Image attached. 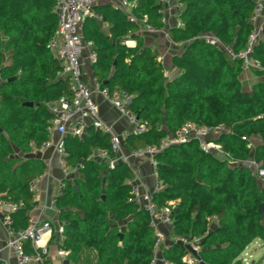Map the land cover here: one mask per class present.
I'll return each instance as SVG.
<instances>
[{
	"label": "trees",
	"instance_id": "obj_1",
	"mask_svg": "<svg viewBox=\"0 0 264 264\" xmlns=\"http://www.w3.org/2000/svg\"><path fill=\"white\" fill-rule=\"evenodd\" d=\"M130 1L137 4L134 22L102 4L94 12L107 24L108 35L93 19L82 26L83 39L93 43L96 53L93 79L108 94L129 95L127 110L143 126L122 140L123 149L130 153L158 146L190 122L222 128L215 142L229 160L251 159L264 169V43L253 47L251 58L261 69L247 70L254 79L245 89L242 63L201 38L209 34L234 52L244 49L254 0H176L180 26L166 33L171 43L184 48L171 57L179 73L170 80L137 35L141 24L164 28L161 6L157 0ZM56 29L52 0H0V195L22 205L10 214L14 232L27 227V213L36 206L29 186L45 169L33 152L49 140L46 105L70 95L67 80L57 76L59 61L47 49ZM127 38L135 47L122 43ZM63 149L65 166L79 167L54 202L63 224L60 248L68 252L66 262L150 264L155 240L147 214L133 200L130 169L119 163L109 169L106 162L88 159L94 150L113 157L108 135L92 128L80 138L66 135ZM155 161L162 189L152 200L159 207L176 202L171 235L200 239V264H242L239 256L248 245L254 240L264 244V210L263 217L258 212L264 207V184L251 170L203 153L196 141L167 146ZM23 249L32 253L27 241ZM185 254L171 244L161 247L160 257L168 264H186Z\"/></svg>",
	"mask_w": 264,
	"mask_h": 264
},
{
	"label": "built area",
	"instance_id": "obj_2",
	"mask_svg": "<svg viewBox=\"0 0 264 264\" xmlns=\"http://www.w3.org/2000/svg\"><path fill=\"white\" fill-rule=\"evenodd\" d=\"M53 12L57 17V29L48 42L47 49L59 61L60 72L57 76L67 80V88L69 97H61L46 105L47 112L51 116L46 127L49 137L56 134L60 138L53 143L50 138L42 145V148H52L54 153L59 156V165L62 174V180L57 185L55 197L50 200V209L57 212L54 207L56 197L61 196L64 187V181L71 179L77 175L78 168L70 169L65 166L63 161L64 149L63 138L66 135L82 137L89 128L97 130L108 135L110 151L113 157L106 151L94 150L88 159L97 162H106L109 169L116 164L126 165L132 174V179L128 182L131 186V194L133 200L145 211L149 218V227L154 237V255L150 264H168L160 257L161 247L167 248L171 244L180 245L185 249L186 254L182 261L186 264H200L197 258L201 250L200 239L189 237H178L171 235L172 219L171 212L176 202L170 201L166 205L159 207L152 200V195L162 189V186L156 177V161L155 156L167 146L180 145L190 141H196L198 148L205 154H212L219 160H227L228 164L238 165L239 167L251 170L257 180L264 184V169L258 166L250 159L244 162L229 160L228 155L224 154L220 145L215 142L217 136L224 130L218 128H207L197 126L190 122L184 123L174 135H169L162 140L158 146H150L138 149L130 153L126 152L122 147V140L128 134H136L143 130V126L137 125V121L128 112L127 108L131 97L122 92H113L108 94L106 90L100 89L99 83L95 80L90 81V86L82 81L84 68L92 67L96 60L94 45L90 40L82 37V26L86 19L97 20L98 16L94 12V7L102 3L108 4L112 9L124 14L131 22L135 21L133 10L136 7V1L130 0H52ZM162 6L164 0H157ZM255 7L253 15L249 22L252 30L248 35L245 48L241 51L234 52L230 48L224 47L214 36L204 35L201 38L206 44L223 49L231 60H238L242 63L244 71L251 68L261 69L259 63L251 58L253 47L258 42L264 43V0H254ZM179 11V9H178ZM178 11L174 16L173 25L169 26L168 17L162 14L160 22L164 26L163 32L169 27L180 26ZM143 26L146 33L155 34L161 30L153 29L149 26ZM93 93H99L117 110L121 115L127 116L135 127L131 132L123 131L116 133L111 126L104 123L99 118L98 105L94 100ZM244 140V138H242ZM249 147H252L249 144ZM146 161L152 169L154 185L151 189H143L141 175L139 169L134 162ZM45 175V173L43 174ZM33 181L29 186V192L34 194L38 189V182ZM22 205H17L9 201H5L0 196V220L4 229L5 240L0 235V254L2 252L12 256L15 264H63L67 260L68 252L60 248L62 242L63 229L62 226H52V223L46 221L38 208L34 207L27 213V227L18 232H14L10 225L12 223L10 214L16 212ZM38 212V213H37ZM166 230L168 231L166 233ZM56 236L55 241L59 245L54 252V259L49 257V244L51 236ZM29 242L32 253L25 254L23 243ZM54 241V240H53ZM0 264H9L3 261Z\"/></svg>",
	"mask_w": 264,
	"mask_h": 264
},
{
	"label": "crops",
	"instance_id": "obj_3",
	"mask_svg": "<svg viewBox=\"0 0 264 264\" xmlns=\"http://www.w3.org/2000/svg\"><path fill=\"white\" fill-rule=\"evenodd\" d=\"M180 8L181 6L178 4L176 0H164L161 6V10H162V14L168 17L169 26L173 25L174 16L178 11V9ZM94 21L96 22L99 31L105 35H108L107 24L102 23L99 16L98 19ZM163 31L161 30L158 33L149 34L145 32L143 26H139L137 30V35L141 37L143 46L149 47L151 49L152 53L156 56L157 61L164 68V76H167L170 80L179 73V71L171 65L170 61H171V57L174 54H178V51H180L179 48L180 45L171 43L167 37V33ZM122 43L129 48L135 47V42L132 41L130 38L123 40ZM7 56L8 54H4L3 56L4 62ZM246 75H249V77H251L252 80L254 79V77H252L249 72L243 71L241 80L242 78L244 79ZM91 80H94L92 76V69L91 67L86 66L84 68L82 81L88 86H90ZM1 84L2 81L0 80V85ZM93 97L98 105L100 120L103 121L104 123L109 124L114 132L116 133H121L123 131L131 132L133 130L135 124L131 123V121L127 116L118 113L117 110L109 103V101L105 99V97H103L99 93H93ZM49 138L53 143H56L60 137L54 134ZM33 154L39 157V159L43 162L45 167L42 175L39 177V178L42 177V179L39 180L38 189L34 195V200L36 201L35 207L38 208L39 213L42 214V217L46 221L52 223V226L54 227L63 226V224L57 219V212H54L52 211V209H50V200L56 195L58 183L63 181L60 165H59V160H60L59 156L56 153H54L52 148L44 149L42 147H40V149L38 150H34ZM134 165L139 169L141 175V182L143 184V189L144 187L145 189L148 190L151 189L154 185V178L152 175L151 167L148 165L146 161L134 162ZM44 173L45 175H43ZM167 232L168 231L166 230V233ZM0 235L4 240L6 239L4 235V229L1 225V220H0ZM58 246L59 245L55 240L50 241L49 244L50 254L48 259L50 260L54 259V252L56 251ZM239 260L242 261L243 264H246L244 257H240ZM3 261H7L9 264H15L13 257L7 255V253L5 252H2L0 254V263ZM158 264H163V263L159 261Z\"/></svg>",
	"mask_w": 264,
	"mask_h": 264
},
{
	"label": "rangeland",
	"instance_id": "obj_4",
	"mask_svg": "<svg viewBox=\"0 0 264 264\" xmlns=\"http://www.w3.org/2000/svg\"><path fill=\"white\" fill-rule=\"evenodd\" d=\"M179 48L180 51H178V54L182 51L184 46L181 45L179 46ZM165 77L167 80H169L167 76ZM252 81L253 80L251 77H249V75H246L244 79L242 78L243 88L245 89L249 88ZM240 257H244L246 264H264V244L259 240H254L250 245H248V247L244 250V252H242V254L239 256V259Z\"/></svg>",
	"mask_w": 264,
	"mask_h": 264
},
{
	"label": "water",
	"instance_id": "obj_5",
	"mask_svg": "<svg viewBox=\"0 0 264 264\" xmlns=\"http://www.w3.org/2000/svg\"><path fill=\"white\" fill-rule=\"evenodd\" d=\"M24 106L32 107V104L27 103V104H25ZM73 188H74V190L77 191V187H76V186H74ZM263 210H264V207H263V205H261V206L259 207V209H258V212H259V214L261 215V217H263ZM63 264H68V263H67V262H64Z\"/></svg>",
	"mask_w": 264,
	"mask_h": 264
}]
</instances>
